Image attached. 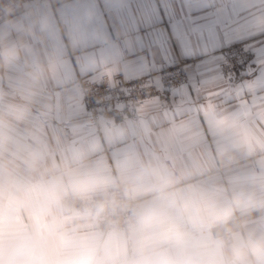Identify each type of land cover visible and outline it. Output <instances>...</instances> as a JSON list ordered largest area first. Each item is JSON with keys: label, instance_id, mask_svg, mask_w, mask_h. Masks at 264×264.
Returning a JSON list of instances; mask_svg holds the SVG:
<instances>
[{"label": "crops", "instance_id": "crops-1", "mask_svg": "<svg viewBox=\"0 0 264 264\" xmlns=\"http://www.w3.org/2000/svg\"><path fill=\"white\" fill-rule=\"evenodd\" d=\"M233 43H245L253 61L228 78L221 66ZM5 49L19 58L0 67V120L10 122L24 156L49 143L44 167L67 164L109 187L118 175L149 199L166 181L227 184L264 156L257 143L264 139V0H36L0 23ZM176 60L185 61L188 82L166 103L150 101L136 114L107 111L100 127L93 124L80 78L122 72L134 79ZM247 214L249 226L259 227L264 206ZM178 229L193 238L173 255L210 249L207 229L173 220L169 231ZM162 238L135 225L123 231L116 252Z\"/></svg>", "mask_w": 264, "mask_h": 264}, {"label": "clouds", "instance_id": "clouds-1", "mask_svg": "<svg viewBox=\"0 0 264 264\" xmlns=\"http://www.w3.org/2000/svg\"><path fill=\"white\" fill-rule=\"evenodd\" d=\"M18 58L15 49L2 50L0 67ZM50 156L43 141L24 156L13 142L10 122L0 120V264H264V219L250 227L243 215L264 206V156L227 184L166 181L149 199L140 198V185L125 184L118 175L109 187L67 164L44 167ZM122 216L161 235L160 244L117 253ZM176 219L207 229L210 249L173 255L193 238L169 231Z\"/></svg>", "mask_w": 264, "mask_h": 264}, {"label": "built area", "instance_id": "built-area-1", "mask_svg": "<svg viewBox=\"0 0 264 264\" xmlns=\"http://www.w3.org/2000/svg\"><path fill=\"white\" fill-rule=\"evenodd\" d=\"M36 0H0V23L12 14L29 8ZM22 6V9L18 8ZM16 9L9 12L8 9ZM225 61L221 71L225 77H239L251 66L253 53L245 43H233L224 49ZM188 82L185 61L176 60L164 68L126 79L122 72L103 74L97 79L82 77L79 80L80 92L93 124L101 126V115L107 111L122 108L127 114L142 111L153 99L162 102L169 100L170 94ZM134 224L127 216L120 217L119 228L128 231Z\"/></svg>", "mask_w": 264, "mask_h": 264}, {"label": "snow or ice", "instance_id": "snow-or-ice-1", "mask_svg": "<svg viewBox=\"0 0 264 264\" xmlns=\"http://www.w3.org/2000/svg\"><path fill=\"white\" fill-rule=\"evenodd\" d=\"M262 51H264V49H262ZM254 54L257 56V53H254ZM212 70H214V69H208V70H206V72H207V71H212ZM215 70L220 71L219 69H215Z\"/></svg>", "mask_w": 264, "mask_h": 264}, {"label": "rangeland", "instance_id": "rangeland-1", "mask_svg": "<svg viewBox=\"0 0 264 264\" xmlns=\"http://www.w3.org/2000/svg\"><path fill=\"white\" fill-rule=\"evenodd\" d=\"M223 63H224V62H223ZM185 70H186V64H185ZM186 72H187V71H186ZM221 72H222V71H221ZM152 73H154V72H152ZM187 78H188V77H187ZM153 100H159V99H153ZM153 100H150V101H153ZM150 101H149V102H150ZM160 101H161V100H160ZM147 104H148V103H147ZM147 104H146V105H147ZM145 107H146V106H145Z\"/></svg>", "mask_w": 264, "mask_h": 264}, {"label": "trees", "instance_id": "trees-1", "mask_svg": "<svg viewBox=\"0 0 264 264\" xmlns=\"http://www.w3.org/2000/svg\"><path fill=\"white\" fill-rule=\"evenodd\" d=\"M251 215H253V214H247V215H244V216L249 218V217H251Z\"/></svg>", "mask_w": 264, "mask_h": 264}]
</instances>
